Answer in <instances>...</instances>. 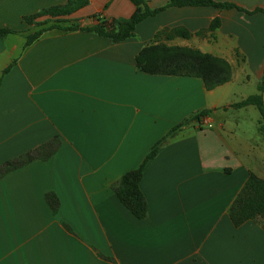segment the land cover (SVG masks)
<instances>
[{
  "label": "crops",
  "instance_id": "0c3cea01",
  "mask_svg": "<svg viewBox=\"0 0 264 264\" xmlns=\"http://www.w3.org/2000/svg\"><path fill=\"white\" fill-rule=\"evenodd\" d=\"M65 1L0 0V28L12 31L0 37V168L49 144L0 174V264H264L260 223L234 227L228 217L249 174L264 179L260 114L232 107L258 94L264 79V0L166 8L118 43L81 28L101 20L107 29L135 6L88 0L58 19L74 30H46L26 45L32 30L56 24L23 18ZM145 2L157 9L169 0ZM176 27L190 37L167 39L223 60L227 83L206 90L196 77L137 69L139 51ZM204 110L199 123L184 124ZM178 125L143 165L147 209L137 219L114 190Z\"/></svg>",
  "mask_w": 264,
  "mask_h": 264
},
{
  "label": "trees",
  "instance_id": "16d2710c",
  "mask_svg": "<svg viewBox=\"0 0 264 264\" xmlns=\"http://www.w3.org/2000/svg\"><path fill=\"white\" fill-rule=\"evenodd\" d=\"M130 2L135 6V11L128 19L114 20L113 30L108 31L104 22L101 20H98V23L92 27H84L81 28V30L108 38L112 43H118L132 37L134 29L138 23L148 17L158 14L166 8L211 6L219 9H238L234 4L218 3L212 0H169L164 7L157 9H150L146 5L145 0H130ZM87 4L88 0H66L62 5L52 6L33 15L24 17L23 21L27 24H32L36 19L41 17L54 19L56 24H52L49 28L41 27L38 31L28 35L26 37V45L33 42L46 30L54 28L59 30H74L75 27L72 25L64 28L60 27L58 23L62 21H59L58 19L75 13L81 8L87 6ZM94 18L97 19V17ZM48 22L38 23L36 26L40 27L46 25ZM218 25V19L212 20L208 31H214ZM11 32L12 31L9 29L0 28V37H4ZM161 34L166 35L167 38L173 34L178 35L183 39L190 37V33L182 27L158 32L154 37V41L142 48L135 57L136 67L139 71L155 75L196 77L201 79L206 90H212L230 80L231 67L223 60L190 48L165 46L158 41ZM263 86L264 79L258 86V92H260V94L250 96L247 99L232 105V107H242L247 105L255 106L261 117L259 127L260 132H264V107L261 96ZM207 114L208 111H201L186 119L184 124L189 121L199 123ZM180 126L181 125L174 127L166 136L158 141L149 150L144 162L137 169L125 173L114 190L119 202L137 219H143L146 215L147 209L146 201L139 188L143 165L156 155L158 147L165 142L167 138L173 136V132L180 128ZM48 145L49 144H46L43 147L26 153L15 160L6 162L3 167L0 168V174L23 166L35 158H38L39 153H41L45 147H49ZM46 201L52 211H55L58 205L56 197L52 194H47ZM228 217L234 227H238L247 221H258L264 230V179L259 178L254 174H249L241 190L228 208Z\"/></svg>",
  "mask_w": 264,
  "mask_h": 264
},
{
  "label": "rangeland",
  "instance_id": "374dc122",
  "mask_svg": "<svg viewBox=\"0 0 264 264\" xmlns=\"http://www.w3.org/2000/svg\"><path fill=\"white\" fill-rule=\"evenodd\" d=\"M38 30H39V29L32 30V31H31V34H32L33 32H35V31H38ZM171 38H181V37H179L178 35H174V34H173V35L171 36ZM158 41H159V43H161V44H163V45H165V46H169V47H171V46H177V47H180V46H178V45L172 44L171 41H169V39H167V36L164 35V34L159 36ZM182 48H185V47H182ZM258 94H260V92H258ZM190 122H191V121L187 122L186 125L189 124ZM180 128H181V127H180ZM180 128H178L175 132H173V134L177 133V132L179 131ZM173 134H172V135H173Z\"/></svg>",
  "mask_w": 264,
  "mask_h": 264
},
{
  "label": "water",
  "instance_id": "95a60500",
  "mask_svg": "<svg viewBox=\"0 0 264 264\" xmlns=\"http://www.w3.org/2000/svg\"><path fill=\"white\" fill-rule=\"evenodd\" d=\"M113 26H108L107 30L110 31V30H113ZM261 96H262V104H263V107H264V86H263V90H262V93H261Z\"/></svg>",
  "mask_w": 264,
  "mask_h": 264
}]
</instances>
